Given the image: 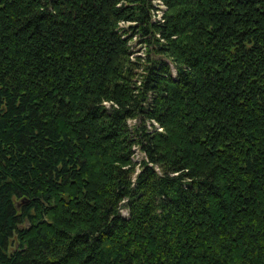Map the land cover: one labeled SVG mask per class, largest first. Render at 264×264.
Masks as SVG:
<instances>
[{
    "label": "trees",
    "instance_id": "trees-1",
    "mask_svg": "<svg viewBox=\"0 0 264 264\" xmlns=\"http://www.w3.org/2000/svg\"><path fill=\"white\" fill-rule=\"evenodd\" d=\"M152 1L0 0V264H264V0Z\"/></svg>",
    "mask_w": 264,
    "mask_h": 264
},
{
    "label": "rangeland",
    "instance_id": "rangeland-1",
    "mask_svg": "<svg viewBox=\"0 0 264 264\" xmlns=\"http://www.w3.org/2000/svg\"><path fill=\"white\" fill-rule=\"evenodd\" d=\"M154 3V6H156L157 8L153 11L155 19H157V17L159 18L160 15L162 14V11L164 9V6L162 3H160V1L158 0H153L152 1ZM136 48V47H135ZM134 48V49H135ZM155 124V123H154ZM140 158V155L138 153H136L135 159L138 160Z\"/></svg>",
    "mask_w": 264,
    "mask_h": 264
},
{
    "label": "water",
    "instance_id": "water-1",
    "mask_svg": "<svg viewBox=\"0 0 264 264\" xmlns=\"http://www.w3.org/2000/svg\"><path fill=\"white\" fill-rule=\"evenodd\" d=\"M20 202H25V201H27L25 198H21L20 200H19ZM18 204V202H16V205Z\"/></svg>",
    "mask_w": 264,
    "mask_h": 264
}]
</instances>
